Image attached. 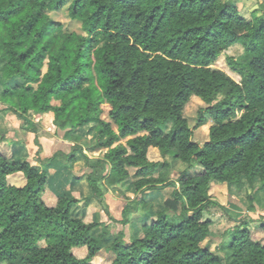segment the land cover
<instances>
[{
  "label": "trees",
  "instance_id": "trees-1",
  "mask_svg": "<svg viewBox=\"0 0 264 264\" xmlns=\"http://www.w3.org/2000/svg\"><path fill=\"white\" fill-rule=\"evenodd\" d=\"M64 8L84 33L63 29L52 13ZM236 44L244 54L227 55L231 73L215 67ZM193 95L206 104L195 127L211 123L202 144L184 114ZM0 102L36 135L37 159L45 113L74 141L38 166L0 136V264H264V220L256 236L249 215L230 228L229 258L203 245L218 184L264 188V7L245 16L235 0H0ZM151 147L163 160L149 159ZM103 148L102 157L85 152ZM171 151L188 164L175 180ZM79 158L91 197L81 176L60 192L45 166ZM18 172L23 186L8 182ZM165 187L171 196L131 239L78 214L122 188L135 198L121 220L108 216L126 225L147 192Z\"/></svg>",
  "mask_w": 264,
  "mask_h": 264
},
{
  "label": "rangeland",
  "instance_id": "rangeland-1",
  "mask_svg": "<svg viewBox=\"0 0 264 264\" xmlns=\"http://www.w3.org/2000/svg\"><path fill=\"white\" fill-rule=\"evenodd\" d=\"M261 7H264V5H262ZM52 15L55 17L56 20L61 22L64 30L84 33L82 30L81 22L71 19L68 15L67 8H64L63 10H60L58 12H54L52 13ZM243 54H244L243 47L240 44H236L233 47L229 48L221 57H219V59L217 60L214 66L231 73L226 62L227 55H234L237 58L242 59ZM205 106L206 104L202 101L200 97L195 95L191 96L184 110V114L189 120L191 126L195 127L199 110L200 108H204ZM3 107L4 104L0 102V136H4L6 139L10 140L11 144L13 142L14 143L18 142L14 138H21L24 141H26L27 139H29L28 137H33L34 133L28 132L20 127L21 120L19 119V117L13 112L3 109ZM49 119L47 115H44L43 119L40 118L39 121H35L39 129L38 134L40 136L46 137L44 140L46 147H49L51 152L56 149L69 151L74 141L64 139L63 138L64 131L57 130L53 126L50 127L49 125L51 122L50 121L48 122ZM210 124L211 123L209 122L206 125L195 127L193 131V140H195L200 144L207 141L209 139ZM84 142L86 141L84 140ZM122 142H125V140H122ZM36 147L39 148L37 143H36ZM153 148L159 152L158 148L155 147ZM7 154L10 155V151L9 152L7 151ZM88 155L94 156V155H98V153H91L88 149ZM174 155L175 152L171 151L167 156V161L171 166L170 178L175 180L177 178V175H179L182 171L188 170V164L176 158ZM33 158H36V155H34ZM78 161L79 162L74 165L75 167H77L76 171L77 172L86 171L85 173H87L89 171V168L86 166L85 161L81 158H79ZM134 171H135L134 169H130L131 176L133 175ZM159 173H161V169L156 170L153 175L157 177L159 176ZM21 181H22L21 178L13 177V176H10L8 180L10 184L16 186H19V182ZM85 183H87V181H85ZM172 191L173 188L165 187L163 189H160L159 191L154 190L150 192L151 194H149L150 195L149 198L152 202L151 205L149 206V211H151L150 213L155 214L157 209L163 207L165 199L171 196ZM222 191H226L227 194L225 196L222 195L221 194ZM239 191H243L242 203L245 205V207H243L238 203V201L240 200V196L237 197L233 193L229 195L228 194L229 190L225 186V184H218V192L216 193V197L214 199L218 202L224 201L225 206H222L220 203H219L220 206L212 205L211 207H209V209L206 210L205 213L206 216L212 217L213 224L210 228L211 229L210 235L212 234V237L207 238L203 242V245L209 246L211 249L214 247L213 250H216L221 256H224L225 258H229V251L227 249V245L230 239L229 231L230 228L233 227V225H235V220L237 218H240L242 215L251 216L253 219H255V221L250 224L251 228H253V235L259 236L262 233L261 231L262 227L260 224L261 221L264 220V188H260L259 185L257 186V189L248 186L245 189L244 188L239 189ZM126 192L128 191H124L122 188H118L116 190L109 189L107 191V193H109L108 200L111 202V207H113V212L109 210L110 206L106 204L107 195L104 197V200L102 202H99L98 200H92L93 206L99 209L98 212L94 213L95 218L101 217V211L104 212L106 215H108V213H112V214L115 213L116 215H118V217L121 218L122 206L120 202L116 203V201L111 197V195L124 197L126 195L125 194ZM251 194H254L253 198L251 197ZM133 196L134 195L131 196L130 194L131 198ZM125 197H126L125 199H127L128 202L129 201L128 196ZM252 200L254 201L252 202ZM228 201L230 205H227ZM82 213L83 210H80L78 212L79 215H82ZM92 217L93 215L90 216L89 220H92ZM111 227L113 229L112 230L113 232H118L119 230L123 229L126 233V239H131L132 237H136L137 235L134 225L133 226L131 225V227L129 228L127 225H124L121 222L112 221ZM99 231H101V228L98 229V232ZM260 238L264 240V237H260ZM101 254L102 256L106 255L105 251H103ZM99 261L102 263L105 262L102 258H100Z\"/></svg>",
  "mask_w": 264,
  "mask_h": 264
},
{
  "label": "crops",
  "instance_id": "crops-1",
  "mask_svg": "<svg viewBox=\"0 0 264 264\" xmlns=\"http://www.w3.org/2000/svg\"><path fill=\"white\" fill-rule=\"evenodd\" d=\"M235 1L238 4L242 14H244L245 16H249L254 9L259 8V7L262 6L260 3H258L257 0H235ZM44 115H47L48 119L50 118L48 120V122L49 121L51 122L49 126L50 127H52V126L55 127L54 124H53V119H54L53 113L49 112V113H45ZM44 115L41 117V119L44 118ZM35 136L36 135L34 134L33 137H28L29 139H27L26 141H24L21 138H14V139L16 141H18V143H19L18 147H20L21 154L25 158L30 160L33 164L40 166V162L39 161L41 159H46V158L51 157L53 155V153L55 151L59 150V149H56V150L51 152L50 148L46 147V145L44 143L45 142L44 140H45L46 137L39 135L38 139H39L40 143L42 144V151L40 153V158L41 159L33 158V156L36 155V152L38 150V148L36 147V143H35ZM3 144H4V142L1 144V146H3ZM106 151H107L106 148L98 149V150H91L90 151L91 153H98V155H94V156L89 155V156L90 157H102ZM65 152H67V151H65ZM85 152L88 154V150L87 149H85ZM167 156H168V154H167ZM167 156L165 157V160H167ZM148 157H149L150 160H154V161L163 160L160 151L159 152L156 151V149H154L153 147H151L149 149ZM78 162L79 161H77L76 163H78ZM75 164H73V166H69L68 167V166L64 165L62 162L55 160V161H52V162L46 164L45 166L47 167L48 172L54 176V178H55V187L60 192L69 193L70 188H71V184H72L74 178L76 176H81L82 178H81V180H80L78 185H79L80 189L82 190L84 196L91 197L92 196L91 188H90L88 182L85 183V181H87L86 176H85V172L86 171L77 172L76 171L77 167L74 166ZM130 169H134V168H129V170ZM10 176L19 177V178L22 179V181L19 182V186H23L25 184V182H26V178H25L24 174L21 173V172L9 175L8 176V180H9ZM177 177H178V175H177ZM225 186L229 190V192H228L229 195L233 193L237 197L240 196V200L237 198L239 200L238 203L240 205H242L243 207H245V205L242 203V201H243L242 194H243L244 190L243 191H239V189L236 188V187H231L230 188L227 185H225ZM150 192H152V191H149V192L146 193L147 206L145 208L139 209V211H137L136 213H133V214L129 215V222H128V224H126L129 228L131 227V225L132 226L133 225L134 226L135 225L140 226L148 215H152V213H150L151 211H149V206L152 203L150 198H149V196H150L149 194H151ZM217 192H218V190H215L214 194H212L213 200H215L214 198L216 197V193ZM125 194H126L125 196H128L129 201L131 199L135 198V195L130 193V192H126ZM130 194H131V196L132 195H134V196L131 198ZM221 194L225 196L227 193H226V191H222ZM106 195H107L106 204L110 206L109 210L111 212H113V207H111V202L108 200L109 193L105 194V196ZM125 196L121 197V196L111 195V197L116 201V203L120 202V204L122 206V209L127 203V199H125L126 198ZM50 199L54 201L53 197L50 198ZM219 203L222 206H225V202L224 201L219 202ZM227 205H230L229 201L227 202ZM78 209L79 210H83L82 214L83 215L86 214L85 218H90V216H92L94 214V212H98V210H99L98 208L93 206V202H91V204L89 206H87V207L86 206H81ZM121 213H122V210H121ZM111 215L114 216L118 220H121V218H122V217L121 218L118 217V215H116L115 213H113V214L111 213ZM102 216H104V217H102ZM99 219H100V221L105 222L112 229V227H111L112 226V220L109 219L108 215H106L104 212L101 211V217ZM209 237H212V234L209 235ZM212 249H214V247Z\"/></svg>",
  "mask_w": 264,
  "mask_h": 264
},
{
  "label": "built area",
  "instance_id": "built-area-1",
  "mask_svg": "<svg viewBox=\"0 0 264 264\" xmlns=\"http://www.w3.org/2000/svg\"><path fill=\"white\" fill-rule=\"evenodd\" d=\"M258 3H260L261 5H264V0H257Z\"/></svg>",
  "mask_w": 264,
  "mask_h": 264
}]
</instances>
